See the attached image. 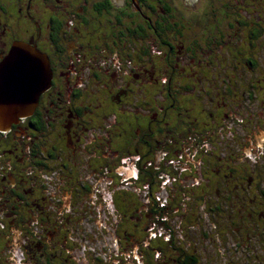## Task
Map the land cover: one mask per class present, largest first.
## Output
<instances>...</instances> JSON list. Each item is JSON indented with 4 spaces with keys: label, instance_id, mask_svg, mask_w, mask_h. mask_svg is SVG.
Masks as SVG:
<instances>
[{
    "label": "trees",
    "instance_id": "16d2710c",
    "mask_svg": "<svg viewBox=\"0 0 264 264\" xmlns=\"http://www.w3.org/2000/svg\"><path fill=\"white\" fill-rule=\"evenodd\" d=\"M146 4H148V1H145V6ZM145 13H148L146 7ZM185 14L186 12H181L180 16L182 19L178 18L179 20L174 22L168 20L157 22L153 29L154 32L152 31L151 33V36L154 37V43H150L151 39L146 28L149 22L143 23L142 30L144 35L142 38L144 42L141 46H133L135 49L130 53L128 60L129 64L136 61H139L138 63L146 61L145 66L147 65V67L143 68L151 70L149 71L150 73L152 72L150 76L143 73L147 79L140 74V87H136L129 81L130 87L125 85V91L121 93H119L120 89L114 91L115 87L109 77L98 68L97 63H94L91 74L82 78V82L79 81L77 84V80L71 81V84L74 83L76 85L74 91H61L59 95L52 97V104L48 103L46 110L43 109V113L39 112L40 120H34L30 122L31 124L24 122L22 127L25 128H20L19 130V132H22L20 135L23 136L24 141V149H22L25 153L27 148L30 150L32 147L33 152V146H36L30 140L32 136L29 131L36 138V133H39V131L47 132L50 129L49 135L56 137L60 145L66 140V142H70V137L67 135L68 127L61 125V120L55 119L57 111H62L59 105L65 108L68 98L71 101L70 103H74L73 106L75 107L76 99L80 97L89 98L93 102L91 108L85 107L83 109L77 106L75 109L77 110L76 114L81 113L82 121L87 110L93 111L97 119L91 127L84 129L87 131V136L85 137V142L80 143L81 146L84 148L89 142L94 143V145L95 142H100L95 146L100 145L102 147L103 144L102 141H99L100 139L109 145V143H114L111 140L112 138L122 137L123 141L119 145H123L127 153L120 158L115 172H113L112 167V172L110 173V169L103 164V174L98 170L101 164H96L98 167L95 165V167L88 169V172H96L94 175L87 173V175L82 177L79 172L72 173L71 171L70 173L75 178V181L78 182L82 179L83 182L81 183L80 181L79 187L86 191L95 188L96 183L101 182L105 178L110 180V184H114L113 188L107 190L106 194L100 193L98 195L101 200L107 199L104 204L105 206L108 205V209L101 207L103 203L100 205L96 204L97 193L94 191L91 192V196H93L91 201L97 206V214H103L106 208L116 215L115 218L119 217L122 225L121 232H123L124 237L118 236L116 229H113L111 235L112 243L116 245L117 251H119L118 249H120V244L122 243V248L119 252L126 253L124 264H170L171 262L172 264H205L201 260L200 253H197L199 251L196 245H193L190 241H188L189 244L187 246L184 245L185 242L180 244L179 238L183 240L189 236L188 232L186 234L187 229H179L181 224L177 220L172 229L168 221L171 212L176 214L180 211H182L181 216H185L187 221H194L195 206L196 208L197 206L204 208L205 212L213 220L211 222L212 227L217 228L221 232L222 237L219 239H222V251H227L224 246L227 241H224V239L234 237L236 243L233 247L236 249L232 250L230 248L228 251L232 252L236 259L237 253L240 254L238 261H242V263L238 264H264V240L260 236V244L253 247L254 239L252 238V241L246 239V234L253 232L256 227H258L260 234L263 231L260 226L264 221V217H262L264 216V160L259 161L262 153L259 152L258 154L257 149H253L248 145L246 138L254 133L245 124H241L244 127V129L242 128L245 131L244 134L239 135L233 132V140L226 142V131L230 133L231 131L230 129L226 130L229 126H225V122H223L225 119L224 114L227 113L229 115V112L232 111L231 113H237L238 115V119H234L233 124H238V120L242 119L239 117L238 112L242 106L243 97L246 96L248 100L254 99L252 96L254 91L250 90L244 81L233 80L228 75L221 77L212 73L213 71L215 72L214 67L220 64L221 60L219 59L216 61L201 60L200 64L195 59L192 61L188 60L194 56L195 47L204 49L202 47L207 46L205 44L202 45L200 30L192 27L194 31H187L186 28L189 27V24L183 21ZM97 28L93 24V29L96 32L98 31ZM137 35L139 36L140 34ZM192 38L199 39V42H190ZM174 39H176V42L178 39L182 42L189 41L194 47L189 48L185 54L183 53V58H181L176 53V48L174 50L169 48L168 44H172ZM129 48L132 50L130 45ZM260 64V62L254 63L256 69L259 68ZM234 66L239 67L238 65ZM190 67H193V69ZM261 67H263L262 64ZM197 68L199 71L195 73ZM120 76L122 80H129L125 78L126 75L122 76L121 74ZM136 83L135 81L134 84ZM134 86L136 89H134ZM244 92L245 94H243ZM57 96L61 98V101L56 98ZM52 105H56V109H53L54 111L51 110ZM119 114L121 115V123H117L120 117ZM110 121L112 123H109ZM108 125H112L113 132L110 133L105 128ZM115 125L118 126V130L114 128ZM99 128L103 130L100 131ZM13 129H17L16 126ZM95 129L97 134L93 133ZM58 130L61 131L62 136L57 135L56 131ZM90 130L93 131L89 133ZM11 133H9L10 138L8 141L9 147L12 149V155L8 166L4 168L5 171L3 173L0 172L1 184H4L2 183V177L9 178L10 169L13 165L15 167L16 162L18 163L17 167L22 168L18 169L16 177L18 185L16 189H13L12 186H5L2 193L0 190V256L3 254L2 251H10L9 257L18 260L20 253H22L20 249L25 248V245L19 242V235L22 236L21 233H23L25 238L28 237L22 226H20L24 213L26 211L29 213L28 217L25 218L27 220H23L27 225H30V221H33V223L40 222V211L45 208L40 203L44 202L46 198V202L49 203V194L52 196L58 194L57 203L63 209L57 219L63 220V223H65L59 228L62 230L69 223L70 214L64 210H70L72 207L71 199L75 190L73 191L72 189V193L65 192L68 194V198L64 195L65 193L61 195L59 191L60 184L57 188L55 181L58 173L65 172L64 168H62L63 171H57L56 168L51 169V166H48L42 160V158H49L54 154L53 151L56 150V145H58L55 140H52L53 143L49 146V152H44L43 150H46L44 148L39 152L37 149L35 153L33 152L34 154L30 153L27 155L29 158L36 157L31 158L33 160L31 164H22L24 159L19 160V156L23 154L13 155L15 148L11 144ZM1 135L2 132H0V143ZM216 137H219V139L221 137L222 140L219 142L214 141ZM64 147L67 148V146ZM70 147H73V150L75 149V145ZM97 149L95 147V150ZM249 149L250 152H248ZM37 152L41 158L37 156ZM87 154L88 156L92 154V160L95 163H101L99 161V153H90L88 150ZM127 156H134V158L126 159L128 158ZM169 161L172 163V167L171 164L167 165ZM65 163L72 170L76 167L75 162L70 165L67 161ZM65 163L61 161V165H66ZM85 163H88L87 160H85ZM127 163H131L133 169L126 167ZM81 164L82 162L79 160V165ZM137 164L141 166L139 175ZM35 165L51 169L49 174L44 173L43 176L47 179H53L55 176L53 191H50L46 184H42L41 187L36 183L37 190L31 182L27 186L24 185L27 183V178L25 174L22 178L23 167L31 170ZM216 168L219 169L218 173H214ZM67 174L65 178H68L70 183L71 175ZM86 176L91 177L90 189L89 183L85 182ZM112 176L117 179V183L113 182L115 180H112ZM128 182L134 187V191L137 190L139 197L134 195L132 199L130 197L131 191L123 190L125 183ZM235 184H237V187H234ZM120 193L123 195L125 207L118 205L117 196ZM26 195L30 199L28 202H24L33 208L29 207V209L26 204L23 206L19 205L20 202L18 203V201L25 199ZM197 196L202 198L200 203L195 204ZM10 199L16 201V204H12ZM65 199H68V201L66 202ZM249 199H253V201L250 202ZM63 212H65V216H62L64 215ZM247 213H250V215ZM214 216H217L216 220ZM250 217L254 219L257 226L253 230L247 229L246 226L240 227ZM49 218V215L45 216L46 220ZM115 221L117 220L115 219ZM101 222L106 226L104 219ZM135 226H141L140 228L143 230L141 235L136 236L137 234L133 233L134 231H129ZM236 227H240V230L236 231ZM56 230L57 228L52 226L51 230L38 234V239L32 245L41 250L44 243L43 239H52L56 235ZM162 232L163 235H161ZM15 235L17 236L15 237ZM171 235L172 238H176L172 248L167 247L165 241L167 238L170 239ZM39 236L41 239H39ZM238 236H241L242 242L237 238ZM126 239L130 242L127 243ZM62 241H64L63 246L67 254L65 253L64 257L61 258V263L55 262V264H69L68 258H72L71 261L75 264L73 257H76L80 264H91V262H98L100 259L98 257L85 256L86 253L84 254V251L79 256L78 250L73 247L71 240L65 238ZM244 241L246 242L244 243ZM14 244H17V246H14ZM82 245L85 247L84 243ZM17 248L20 249L18 250ZM172 250L173 256L170 257ZM164 251L166 253L163 254L160 263H156L154 258ZM14 253H17V257ZM112 253L110 254L111 264L115 263V261L119 262L121 258L113 257ZM52 256L54 257L55 255ZM144 256L146 257V262H144ZM20 258L22 257L20 256Z\"/></svg>",
    "mask_w": 264,
    "mask_h": 264
},
{
    "label": "flooded vegetation",
    "instance_id": "af4514ba",
    "mask_svg": "<svg viewBox=\"0 0 264 264\" xmlns=\"http://www.w3.org/2000/svg\"><path fill=\"white\" fill-rule=\"evenodd\" d=\"M145 1H148L146 6ZM184 1L186 9L196 8L194 12L189 15L185 14L183 17L185 18L183 21L189 24L187 31H194L192 27L200 30L202 45L207 46L202 47L204 49L195 47L194 58L191 57L189 61L195 59L199 64L201 60L207 59L227 61L226 56L232 60L239 59L242 54H245L244 63L248 68L253 71L262 68L261 64L264 63V0ZM145 7L149 14H144ZM185 8L181 9L175 0H123L121 5H116L112 0H0V62L8 54L15 41H23L46 56L50 72V85L39 95L32 113L19 118L6 131H0L2 132L0 145L6 144L3 145L5 147H0V159L2 160H0V172L5 171L4 168L11 160L12 149L9 147L8 140L9 133L14 126L17 129H23L25 128L22 127L24 122L31 124L30 122L34 120H40L39 112L43 113L46 105L52 104V97L59 95L61 91H74L76 85L71 84V81L77 80V84L79 81L82 82V78L91 74L94 63H97L98 68L109 77L115 87L114 91L116 89H120L119 93L125 91V85L130 87L129 81L134 85L135 81L140 78L139 73H134L130 69L124 73L121 63L124 61V64L130 66L131 63L129 64L128 60L130 53L135 49L133 46L143 44V23L149 22L146 28L151 39L150 43H154L151 33L157 22L165 20L174 22L182 19L180 15L181 12H186ZM93 24L98 27L97 32L93 29ZM190 42L196 43L199 39L192 38ZM190 42H182L180 39L176 42L174 39L173 46L170 43L168 45L173 50L176 48V53L183 58V53L185 54L189 48L194 47ZM260 52H263L262 56ZM255 62L261 63L257 69ZM110 63L113 64L110 65ZM233 64L237 65L236 62ZM234 65L224 67L222 74H217L222 77L228 75L231 78L232 74L227 69L235 72L240 70ZM111 68L115 70L109 71ZM149 71L151 70L142 68V73L150 76L152 72ZM198 71L197 68L195 73ZM121 74L126 75L125 78L129 80H122L118 86L115 83L122 79ZM70 77L72 78L69 79ZM249 79L246 82L250 90L254 91L252 96L255 99L257 97L255 88L258 86ZM255 81L264 85V73L263 78L255 79ZM56 98L61 101L58 96ZM69 100L67 98L66 102H71ZM75 109L74 106L66 107L56 113L55 119L61 120L60 124L70 129L74 125V119L82 122L81 113L76 114ZM262 112L264 114V111ZM229 113L230 116L227 113L224 114L225 119L230 121L229 124L224 123L225 126H230L234 123V119H238L237 113V117ZM253 132L254 134H251L253 137L249 135L246 139L248 145L257 149L258 154L262 153L259 159L261 162L264 160V126L263 128L256 127ZM67 135H70L69 130ZM63 145L69 146L66 141ZM70 146H73L72 141H70ZM137 170L139 175L140 164H137ZM218 172V168L214 169V173ZM8 177H2V183L11 186L13 178L11 173ZM234 187H237V184ZM249 201L252 202L253 199ZM247 214L250 215V213ZM243 224L240 227L246 226L251 230L257 226L251 217ZM240 227H236V231H239ZM260 228L263 229L262 234L258 231V227L246 234L247 240L254 239L253 247L260 244V236L264 240V221Z\"/></svg>",
    "mask_w": 264,
    "mask_h": 264
},
{
    "label": "rangeland",
    "instance_id": "374dc122",
    "mask_svg": "<svg viewBox=\"0 0 264 264\" xmlns=\"http://www.w3.org/2000/svg\"><path fill=\"white\" fill-rule=\"evenodd\" d=\"M178 5H180L181 8H185V1L184 0H175ZM180 3V4H179ZM187 7V6H186ZM186 9V8H185ZM189 9V10H188ZM196 10V8H187L186 14L189 15L191 12H194ZM241 46V45H239ZM263 52H260V56H262ZM245 54H242L240 56L239 59H229L226 56V59H228L227 61H221L219 62L220 64L215 66V72L213 71L212 73L216 74H222V71L224 69V67L226 66H232L233 63L236 62V64L239 66V72H235L233 70H229L227 69V71L232 74L231 79H239L241 81H244L247 85L248 83L246 82L249 78V80H252V82H255L257 84V88H255L256 90V99H247L246 96L243 97V103L241 108L239 109V117L242 118L241 120H238V124H231L228 128H226V130L230 129V132L226 131V142H231L232 139V133L236 132L237 134H244L245 131H243L244 127L241 126V124H245V126H249L251 128V131L253 132V129L256 130V127H262L264 126V114L262 111H264V107H262L264 105V85L261 82H256L255 79L258 78H263V73H264V63H263V67L261 69L258 70H251L250 68H248L246 66V64L244 63V59H245ZM232 61V62H231ZM139 61L136 62H132L129 65H125L124 61H122L121 66H122V70L125 73L126 71H129L128 69H130L132 72H137L139 73V75L141 74L143 76V78H145L146 76L142 73V69L143 67H147V65L145 66V62L144 61H140V63H138ZM113 63H110V65H112ZM112 67V66H111ZM193 69V67H190ZM242 69V70H241ZM110 70H115L114 68L109 69ZM132 74V73H131ZM141 77V76H140ZM222 77V76H221ZM147 79V78H145ZM144 79V80H145ZM208 80V78H207ZM138 83L134 84L136 87H140L139 83L141 81V79H137L136 80ZM240 81V83H241ZM122 82V79L119 80L117 83H115L116 85L120 86V83ZM143 84V83H142ZM245 94V93H244ZM258 94H261L260 96H258ZM75 107L80 106L83 109L85 107L91 108L93 102H91V100H89V98H78L75 100ZM74 103H66V107H71L73 106ZM61 107V109H64L61 105H59ZM48 106L46 105V108ZM56 105H52V111H54L53 109L55 108ZM65 107V108H66ZM232 112V111H231ZM58 113V111H57ZM235 117L236 113H232ZM263 114V115H262ZM231 114H229L228 116H230ZM64 116V113L62 115V117ZM119 118L117 123H121V115L119 114ZM83 121L80 122L78 119H74V125L69 129L70 132V140L73 142V145H75V149L73 150V147L68 146L67 148L64 147L63 144H59L58 139L56 137L50 136L49 135V130L46 131H39V133H36V138L33 137V133L29 131V134L32 136L30 140L33 141L34 144H36V146H33V152L35 153V151L38 149L39 151H42L43 148L46 150H43L44 152H49V146L53 143L52 140H55L56 143L58 145H56V150L53 151V155L49 158H42V160L44 162H46V164L48 166H51L50 168H56L57 171H63L65 170L64 173H58L57 175V180L56 182V187L58 188V185L60 184V193L61 195H63V193L65 192H69L72 193V189L73 191L75 190L74 194L72 195V199H71V208L70 210H64L65 212H68L70 214L69 217V223H67L62 230H60L59 228H61L63 223V220H58L57 216L61 215V212L63 207L60 206L59 203H57V195L54 194V196L49 194V203H47V198L44 202H41L40 205H43V207L45 206V208H43L40 211L39 217H40V222L38 223H33V221L29 222L30 225H27L25 218L28 217L29 213L28 211H24V218L21 220L20 226H22V228L25 231V234L28 235V237L25 238V235L23 233H21L22 236L19 235L20 239L19 242L23 243L25 245V248L20 249L17 248L18 250L20 249L22 253H20V256L22 258L15 260L14 258H10V251H2L3 254L0 256V263H4V264H55V262H59L61 263V258L64 257L65 255V248H64V241H62L65 238H68L69 240H71L72 245L74 248H76L78 250V254L79 256L82 254V252L84 251L85 256H91L92 258H100L97 261H95L94 263L91 262V264H111V260H110V254L112 253L113 257H118L121 258V260L119 262L115 261V263L113 264H124L123 261L125 260L124 257L126 256V253H121L119 252L121 250V246L122 243L120 244V249H118L119 251L116 250V245L114 243H112V233H113V229H116V233L118 234V236L124 237V234H122L123 232H121L122 230V225L120 223V219L117 216V218H115L116 215H114L113 213H111V210H107L109 207H107L108 205L105 206L104 203H106L107 199L101 200V198L99 199L98 195H100V193L102 194H106L107 190H111L114 186V184H110V180L108 179H104L101 180V182H97L96 183V190L95 188H92V190L90 191H86L84 189H81L79 187L80 185V181L81 183L83 182L82 179L80 181H75V178L73 177V175H71V171L72 173H77L79 172L81 174V176L83 177L84 175H87V173H90V175H94L96 174V172H88V169H91L93 167H95L96 164H101V166L98 168L99 171H101V173L104 174L103 170H104V165L106 166V168L110 169V173L111 168L113 167V172H115L117 170V166L118 163L120 161V158L122 157V155H124L125 153H127L125 147L123 145H119L122 143L123 138L119 137V138H112L111 140L114 141V143H109V145L106 142H103L102 139H100L99 141H102V147H100V145L95 146L96 144H99L100 142H95L94 143H87L84 148L81 146L80 143H84L85 142V137L87 136V131L84 130L86 129V127H91L96 121V117H95V113H93V111H88L86 112V115L83 117ZM80 122V123H78ZM225 124H229V120L228 119H224ZM78 123V124H77ZM109 123H112L111 121ZM119 125V124H117ZM115 125L114 128L116 130H118V126ZM241 126V127H240ZM108 131L113 132V128L112 125H108L107 127H105ZM243 128V129H242ZM233 131H232V130ZM20 129H13L12 133H11V144L13 145V148H15L13 155L15 156V154L21 155L19 156V160H23L22 164H31V162L33 161L31 158H36L35 156L33 157H28L27 155H29L32 152V147L30 148V150L27 148L25 151V153L23 152L24 149V141H23V136H21L20 134L22 132H19ZM99 130H103L102 128H99ZM98 130V131H99ZM93 131L90 130L89 133ZM95 132H93L94 134L96 132V129L94 130ZM58 136H62L61 131L58 130L56 131ZM66 132V131H65ZM17 133V134H16ZM254 133V132H253ZM55 134V133H54ZM89 135V134H88ZM118 135V134H117ZM67 136V135H66ZM67 138V137H66ZM34 139V140H33ZM221 139H219V137H216L214 139V141L219 142ZM31 141V143H32ZM54 141V142H55ZM67 141V140H66ZM20 143V144H19ZM30 143V145H31ZM67 144H69L70 142H66ZM6 145V144H3ZM3 145H0L3 146ZM5 147V146H3ZM86 147V148H85ZM95 147H97L98 149L95 150ZM100 147V148H99ZM23 148V149H22ZM89 150L90 153H99L100 155V159L99 162L95 163L92 159L93 157L91 156L92 154H90L88 156L87 151ZM37 152V156H40V154H38ZM33 153V154H34ZM102 155V156H101ZM128 158L126 159H130V158H134V156H127ZM136 157V156H135ZM41 158V156H40ZM67 161V163H69V165L72 162L76 163V167L72 168L70 166H68L65 161ZM79 160L82 162L81 165H79ZM85 160H87L88 163H85ZM13 161V160H12ZM61 161H63V163H65L66 165H61ZM78 162V163H77ZM15 167L14 165L11 167V175H12V180L10 185L13 187V189H16L17 184V175H18V169H21L22 167L18 168L17 165L18 163H15ZM171 164L172 167V163L169 161L167 163ZM23 166V165H22ZM97 166V165H96ZM98 167V166H97ZM126 167L132 168L133 169V165L131 163H127ZM50 168H43L42 166L39 167L37 165H35V167H33L31 170H27V168L23 167V173L22 174V178L25 177L27 178V183L24 184L25 186H27V184H29V182L33 183V186L35 187V189L37 190V184H39V186L42 187V184H46L48 186V189H50V191H53V187L55 186L54 180H55V176L53 179L51 178H45L43 176L44 173L49 174L51 169ZM62 168H64L62 170ZM69 173V175H71L70 177V183L68 182V178H65ZM109 173V172H107ZM109 173V175H111ZM113 177V176H112ZM64 179V180H63ZM66 179V180H65ZM112 180H115L113 182L117 183V179L115 177L112 178ZM93 181V178H92ZM87 183H89V189L91 188V177L86 176V181ZM69 183V185H68ZM177 183V182H176ZM178 185V183H177ZM5 186H8L7 184H0V190L1 193L3 191V189L5 188ZM124 189L123 190H127V191H131L130 193V197L133 196H137L139 197V193H137V190L134 191V187L131 185L130 182L125 183L124 185ZM11 188V187H10ZM9 188V189H10ZM94 191L95 193H97V197L95 198L96 200V204L100 205L102 204V208L106 207L105 210L103 211V214L99 215L97 214V206L95 205L94 202L91 201V199H93L91 196V192ZM117 191V190H116ZM115 191V192H116ZM48 192V191H47ZM49 193V192H48ZM114 198H115V193H114ZM118 198V205H121V207H125V202H124V198L122 193H120V195L117 196ZM201 198L202 197H198L195 199V204H198V202H201ZM29 196H25V199L18 201L20 206L23 205H27L28 208L32 207L30 205H28L27 203H25L24 201L28 202L29 200ZM99 199V200H98ZM10 202H12V204H16L14 200L10 199ZM200 206V204H199ZM33 208V207H32ZM30 209V208H29ZM59 210V212H58ZM189 211V210H188ZM187 211V212H188ZM63 212V214L65 213ZM182 211H180L179 213L174 214L173 212H171V215L169 217V226L174 227V223L179 222L180 221V226L179 229L184 230L185 228L186 230V234L188 232L189 236L186 239H181L179 238L178 234V238L180 239V244H183L187 246V244H189L188 241H190L193 245H196V248L198 249L199 252H197L198 254L200 253V256L202 257L201 260L202 262H204L205 264H238V263H242V261H238L239 260V256L240 254L237 253V259L236 257L234 258L233 253L229 252L228 249H232L235 250L236 248L233 247V245L235 246L236 240L231 237L225 238L224 241H227L224 246L226 248L227 251H222L221 248V244H222V239H219L220 237H222L221 232L217 229V228H213L211 225V222H213V220L211 219V216L205 212L204 208L198 207L196 208L195 206V210H194V221L190 222L189 220L187 221V219H185V216H181ZM49 215L50 218L48 220L45 219V216ZM62 216H65L62 215ZM61 216V217H62ZM56 217V219H55ZM215 220L217 219V216H214ZM264 217V216H262ZM102 219H104V223L106 224L103 225V223L101 222ZM115 219L117 221H115ZM24 220V221H23ZM39 220V219H38ZM55 220V221H54ZM148 222V221H147ZM43 223V224H40ZM55 223V224H54ZM38 224V226H37ZM143 224V223H142ZM141 224V226H142ZM185 225V227H184ZM55 226L57 228L56 230V235L57 236L55 239L54 237H52V239L48 240H44L43 239V245L40 248L37 249L36 247H34L32 245V243L38 239V234H42L48 230H51V227ZM140 226V227H141ZM176 226V224H175ZM135 226L131 229H129V231H134L133 233L138 235H141L143 230L142 228ZM135 228H137V230H135ZM128 230V229H127ZM21 232V230H20ZM163 235V232L162 234ZM17 235H15L16 237ZM165 237V236H164ZM167 237V236H166ZM134 239V237H132ZM237 238H239V240L241 241V236H238ZM39 239L40 236H39ZM176 239V238H175ZM174 238L170 239H165L166 243H167V247H173L174 246ZM16 240V239H15ZM135 240V239H134ZM178 240V239H177ZM57 241V242H56ZM126 242H130L129 240L126 239ZM242 242V241H241ZM246 241H244L245 243ZM85 244V247H83L82 244ZM7 244V243H6ZM27 245V246H26ZM14 246H17V244ZM68 246H70V244H68ZM29 247V248H27ZM11 248V246H10ZM170 248V249H171ZM187 248V247H186ZM195 248V249H196ZM6 249V247H5ZM40 250V251H39ZM187 250V249H186ZM218 251H220V253H218ZM73 252V251H71ZM173 250L171 251V256H173L172 254ZM241 252V251H240ZM40 253V254H39ZM166 253V251H164L163 253H160V255L158 257H155L154 259L156 260L155 262L160 263V260L163 258V254ZM16 254L17 257V253H14V255ZM55 255L54 257L52 255ZM67 254V253H66ZM34 255V256H33ZM146 256V255H145ZM143 259H145L144 262H146V256ZM10 262H9V259ZM15 257V256H14ZM15 257V258H16ZM73 259L75 260V264H80L79 261L77 260L76 257H73ZM22 260V262H21ZM72 258L69 259V264H73L72 263ZM49 262V263H48ZM171 262V261H170ZM89 264V263H88ZM129 264V263H128ZM132 264V263H130ZM172 264V262L170 263Z\"/></svg>",
    "mask_w": 264,
    "mask_h": 264
},
{
    "label": "water",
    "instance_id": "95a60500",
    "mask_svg": "<svg viewBox=\"0 0 264 264\" xmlns=\"http://www.w3.org/2000/svg\"><path fill=\"white\" fill-rule=\"evenodd\" d=\"M112 1L121 5L123 0ZM49 85L46 56L23 41H15L0 62V131L30 115Z\"/></svg>",
    "mask_w": 264,
    "mask_h": 264
},
{
    "label": "bare ground",
    "instance_id": "6f19581e",
    "mask_svg": "<svg viewBox=\"0 0 264 264\" xmlns=\"http://www.w3.org/2000/svg\"><path fill=\"white\" fill-rule=\"evenodd\" d=\"M68 193V192H67ZM67 193H65L64 195H66V198H68V194ZM65 201L67 202L68 201V199H65Z\"/></svg>",
    "mask_w": 264,
    "mask_h": 264
}]
</instances>
